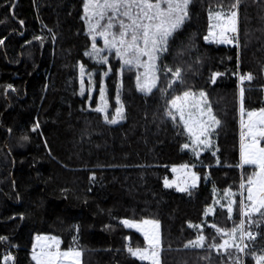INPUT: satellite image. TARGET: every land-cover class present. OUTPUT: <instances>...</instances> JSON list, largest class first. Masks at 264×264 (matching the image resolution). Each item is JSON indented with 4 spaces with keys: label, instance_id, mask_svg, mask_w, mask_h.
<instances>
[{
    "label": "trees",
    "instance_id": "trees-1",
    "mask_svg": "<svg viewBox=\"0 0 264 264\" xmlns=\"http://www.w3.org/2000/svg\"><path fill=\"white\" fill-rule=\"evenodd\" d=\"M233 2L191 0L176 42L161 57L162 64L185 70V84L169 89V96L187 88L204 90L221 121L213 146L197 158L182 147L190 138L179 118L173 122L164 115L167 105L159 89L169 79L163 71L157 88L145 95L136 88L135 71L121 73L114 51L103 53L107 64L85 55L92 45L85 0H0V236L8 237L0 242V257L10 252L15 264H35V236L53 234L61 238V248L83 251L82 264H149L127 251L129 245L143 247L145 239L122 221L152 218L161 225V264H231L223 250L217 253L208 244L213 237L221 242L211 224L230 229L239 221L237 210L230 220L226 208L214 202L226 204L224 190L238 191L242 174L255 171L239 167V89H245L246 110L264 107V0H241L233 44L204 39L209 11L218 6L227 11ZM189 42L190 50L178 54ZM216 72L222 75L212 83ZM247 73L254 79L241 84L239 76ZM102 87L109 119L120 90L125 118L116 124L94 111ZM37 122L39 128L31 131ZM25 134L27 141L21 139ZM184 163L196 165L197 186L186 192L165 187V178L175 179L172 168ZM210 205L215 214L205 217ZM190 224L203 225L205 249L185 247L199 232ZM246 229L258 230L247 219ZM259 231L254 242L245 237L246 253L264 249V223ZM239 255L243 264H254L250 254Z\"/></svg>",
    "mask_w": 264,
    "mask_h": 264
},
{
    "label": "snow or ice",
    "instance_id": "snow-or-ice-1",
    "mask_svg": "<svg viewBox=\"0 0 264 264\" xmlns=\"http://www.w3.org/2000/svg\"><path fill=\"white\" fill-rule=\"evenodd\" d=\"M241 0H234L227 11L218 6L220 10L209 11V19L215 21L210 24L208 35L204 37L207 41L210 37L219 44H233L238 31V9ZM191 0H85L84 13L88 24V34L91 37V50L85 52L86 56L92 57L98 63L107 64L108 55H103L105 51L122 61L121 73L124 68L128 71L136 72V88L145 95H150L154 88H157L159 75L163 71L169 82L165 88L159 89L161 96L165 99L166 109L164 115L173 122L177 118L182 122L183 128L188 134L191 143H184V149H190L193 156L199 157L201 150L209 149L213 146L212 135L221 121L213 112L211 103L207 99L204 90L193 91L187 88L179 95L169 96V89L175 90V86L184 85V69L177 66L175 68L162 64L161 57L170 51V43L176 42V34L182 29L185 20L189 16L188 8ZM104 22V23H102ZM21 23H23L21 21ZM102 37L104 47H97L96 38ZM43 40L42 37H35ZM0 40V44H3ZM190 50V42L183 45L179 50L180 55L184 51ZM146 58V59H145ZM160 62V63H158ZM80 94L85 91L84 65L80 66ZM141 69L143 71H141ZM110 70V69H109ZM169 74L171 77L169 78ZM107 75V73H105ZM222 74L216 72L211 77V82L215 83L216 78ZM253 74L247 73L239 76L241 84L245 81L253 80ZM91 81V76H89ZM12 89V85H7ZM14 91V89H12ZM245 89H239V113H240V164L243 169L245 165L253 166L255 171L250 175L242 174L238 191H233L231 187L224 190L223 199L226 204L219 200L215 201L220 209L226 208L228 218L231 220L234 209L237 210L239 221L233 222L230 229L219 228L215 223L210 227L215 229L220 237L219 243L216 237L208 244L209 249H215L217 253L223 250L228 255L231 264H243L239 253L250 254L256 264H264V249L260 254L256 252L246 253L248 240L255 241L261 236L259 231L261 223H264V107L257 110H246L244 106ZM101 103L94 109L98 113L104 114V120L109 124H116L118 120H123L124 104L121 100L120 90L117 89L115 95L114 115L109 119L107 109L109 102L105 98V90L100 89ZM39 128L37 122L31 129L35 132ZM11 131V130H9ZM23 141L29 139L28 135L21 137ZM219 149L217 148L216 151ZM213 156L216 155L214 151ZM217 163L219 159L217 158ZM196 165L187 163L179 165V169L187 170V179L178 184L175 181L164 179V186L176 187L178 191L186 192L189 188H195L200 180L197 172L191 169ZM177 167L172 171L176 172ZM190 181V182H189ZM215 191V188H214ZM239 196V202L236 197ZM216 208L212 205L206 207L205 217L214 215ZM255 217V219H254ZM246 219L249 227L252 224L258 229L255 233L246 229ZM122 223L128 228H135L142 232L147 246L140 248L127 247V251L141 261H149L150 264H161L160 253L162 251L161 237L159 233V221L155 219L123 220ZM199 230L195 239L189 240L185 247L194 249H205L207 237L203 234V225H189ZM78 231V227L76 228ZM237 233L239 235L237 236ZM239 239V243L237 240ZM37 243L33 245L32 260L35 264H82L83 251L79 247H68L61 249V239L58 236H37ZM76 238H73L75 243ZM0 242L7 243L8 237L0 236ZM235 249L236 255H232L229 250ZM16 258L10 252H6L0 257V264H15Z\"/></svg>",
    "mask_w": 264,
    "mask_h": 264
},
{
    "label": "rangeland",
    "instance_id": "rangeland-1",
    "mask_svg": "<svg viewBox=\"0 0 264 264\" xmlns=\"http://www.w3.org/2000/svg\"><path fill=\"white\" fill-rule=\"evenodd\" d=\"M220 10V9H219ZM87 23V22H86ZM102 23H104V22H102ZM213 23H215V21H212L211 20V24H213ZM88 25V24H87ZM237 28H238V23H237ZM230 35H234V34H231L230 33ZM208 41H214L213 40V38L212 37H210L209 38V40ZM99 43V44H98ZM96 44H97V47H100V48H103L104 47V42H103V39H102V37H100V36H97V38H96ZM146 59V58H145ZM141 71H143L142 69H141ZM86 75V74H85ZM90 76V75H89ZM107 96H106V94H105V98H106ZM107 99V98H106ZM100 103H101V100H100ZM107 111H108V109H107ZM120 120H118V122H119ZM189 143H191V141L189 142ZM263 146V145H262ZM202 152H204V150H201V153ZM245 166H250V165H245ZM177 167V166H176ZM177 171L175 172L176 173V176H175V179H174V181L176 182V183H178V184H182L186 179H187V177H186V175H185V172L187 171V170H184V169H179V167H177ZM192 171H193V169H191ZM196 172V171H195ZM190 182V181H189ZM198 183H199V181H198ZM126 219H128V220H136V221H139V220H137V219H130V218H125V219H123V220H126ZM145 219H152V218H145ZM125 226V225H124ZM126 227V226H125ZM126 228H128V227H126ZM128 229H132V230H134V231H136V232H138V233H140L142 236H143V233L142 232H139V231H137L135 228H128ZM159 233H160V237H161V244H162V236H161V225H160V222H159ZM56 236V235H53V234H37L36 236H35V239H34V244H36L37 243V241H36V237L37 236ZM59 237V236H58ZM144 237V236H143ZM61 239V238H60ZM33 244V245H34ZM147 246V242H146V240H145V245L143 246V247H146ZM143 247H140V248H143ZM136 248V247H135ZM32 249H33V247H32ZM61 249H63V248H61ZM258 254H260V253H258ZM160 257H161V253H160ZM81 260H82V258H81ZM144 262H148L149 264H150V262L149 261H144ZM254 264H256V261H254Z\"/></svg>",
    "mask_w": 264,
    "mask_h": 264
},
{
    "label": "water",
    "instance_id": "water-1",
    "mask_svg": "<svg viewBox=\"0 0 264 264\" xmlns=\"http://www.w3.org/2000/svg\"><path fill=\"white\" fill-rule=\"evenodd\" d=\"M17 1H18V0H16V3H17ZM14 7H15V6L12 7V13H14Z\"/></svg>",
    "mask_w": 264,
    "mask_h": 264
},
{
    "label": "built area",
    "instance_id": "built-area-1",
    "mask_svg": "<svg viewBox=\"0 0 264 264\" xmlns=\"http://www.w3.org/2000/svg\"><path fill=\"white\" fill-rule=\"evenodd\" d=\"M253 233H255V232H253Z\"/></svg>",
    "mask_w": 264,
    "mask_h": 264
}]
</instances>
